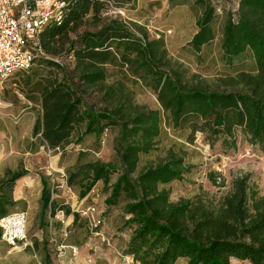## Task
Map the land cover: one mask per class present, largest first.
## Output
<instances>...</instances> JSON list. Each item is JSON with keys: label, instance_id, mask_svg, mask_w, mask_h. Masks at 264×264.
I'll return each mask as SVG.
<instances>
[{"label": "trees", "instance_id": "trees-1", "mask_svg": "<svg viewBox=\"0 0 264 264\" xmlns=\"http://www.w3.org/2000/svg\"><path fill=\"white\" fill-rule=\"evenodd\" d=\"M191 1L201 8L197 31L188 42L198 54L216 37V9L209 0ZM108 9L107 0H66L61 20L48 23L31 40L32 65L14 74H23L27 97L40 106L32 135L47 148L62 150L72 141L78 144L85 136L98 140L107 129L117 128L118 164L79 163L66 171V183L78 186L83 198L101 181L107 207L123 202L130 230L124 252L134 263L231 264L238 259L264 264V195L248 174L234 176L229 191L213 203L207 192L205 198L197 194L170 200L164 185L182 180L192 168L178 152L169 150L138 170L141 156L156 149L165 121L233 148L239 131L251 145L264 148V0H239L236 12L226 13L219 59L235 72L222 79L230 87L226 90L187 79L161 37L150 38L143 26L111 17ZM87 22L94 28L80 30ZM245 60L249 66L242 65ZM107 66L151 89L160 108L135 104L122 82L106 84ZM26 175L20 167L0 177V219L16 205L14 188ZM208 177L216 183L213 172ZM41 183V222L62 211L77 223L79 214L51 198L45 178Z\"/></svg>", "mask_w": 264, "mask_h": 264}, {"label": "rangeland", "instance_id": "rangeland-1", "mask_svg": "<svg viewBox=\"0 0 264 264\" xmlns=\"http://www.w3.org/2000/svg\"><path fill=\"white\" fill-rule=\"evenodd\" d=\"M114 1L116 6L123 8L126 21L143 26L150 38L161 37L164 40L169 56L185 70L187 79L209 89L230 88L222 79L235 72L220 61L218 43L226 13L236 12L239 0H209L216 9V37L198 54L188 45L197 31L196 20L201 13V8L193 1ZM85 28L93 29V22L85 23L80 30ZM63 62L71 64L69 59H64ZM36 64L37 61L32 67ZM249 64V60H245L242 65ZM242 65L238 64L237 67ZM106 70V84L122 82L135 104L148 109L160 108L151 89L136 82L119 68L107 66ZM94 99L96 100V95L90 97V100ZM0 103V177L7 170L23 167L27 170V175L22 180L31 181L30 184L22 180L16 183L13 197L17 203L8 213L17 210L26 212L27 234L33 244V248H12L0 240V264H133L128 262L126 256L129 255L124 252L130 230L124 224L127 216L122 210L123 202L107 207L104 199L108 193L103 190L101 181L83 198L78 195V186L66 183V171L79 163L98 160L118 164L114 149L117 128L107 129L98 140L94 136H85L80 143L72 141L62 150L50 149L38 136L32 135V126L40 114V106L27 97L23 74H14L1 84ZM6 103L11 105L5 106ZM162 128L156 149L141 156L138 170L165 156L169 150L181 154L192 168L182 180L164 185L171 201L192 198L197 194L205 198L207 192L210 201L216 203L229 191L232 178L241 174H248L258 192L264 195V148L251 145L239 131L235 133L237 142L233 148L221 144V140L212 143L204 132L195 131L192 134L188 128H174L168 121L163 123ZM210 172L215 174L216 183L209 180ZM115 176L116 173L113 179ZM41 178L46 179L51 198L59 204L68 205L71 211L76 212L89 205L103 211V225L99 228L101 234L90 233L86 230L84 219L79 218L74 223L73 216L65 215L62 211H58L53 218L47 215L41 222ZM221 178H224L222 184L219 183ZM68 222L70 225H67ZM62 241L76 246L78 253L72 256L68 252L59 261L55 259L54 250L55 245ZM177 264L184 263L179 261ZM242 264L249 263L243 261Z\"/></svg>", "mask_w": 264, "mask_h": 264}, {"label": "built area", "instance_id": "built-area-1", "mask_svg": "<svg viewBox=\"0 0 264 264\" xmlns=\"http://www.w3.org/2000/svg\"><path fill=\"white\" fill-rule=\"evenodd\" d=\"M107 15H113L126 21L123 8L107 0ZM66 0H0V87L1 84L17 71L28 70L33 62L32 39L50 22H59L62 18ZM35 48H38L35 42ZM1 105V103H0ZM11 103L5 104L10 106ZM84 219L90 233L100 235L103 225L101 210L93 205L76 210ZM67 225H70L68 222ZM1 238L12 248H33L27 234V214L17 210L0 219ZM107 243L108 240H107ZM55 259L61 260L69 252L72 256L78 248L63 241L55 245ZM128 262L134 264L129 257ZM40 264V263H39Z\"/></svg>", "mask_w": 264, "mask_h": 264}, {"label": "crops", "instance_id": "crops-1", "mask_svg": "<svg viewBox=\"0 0 264 264\" xmlns=\"http://www.w3.org/2000/svg\"><path fill=\"white\" fill-rule=\"evenodd\" d=\"M234 262H238L239 264H241L243 261H239V260H237V259H232V260H231V264L234 263ZM238 263H237V264H238Z\"/></svg>", "mask_w": 264, "mask_h": 264}]
</instances>
